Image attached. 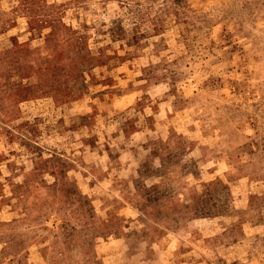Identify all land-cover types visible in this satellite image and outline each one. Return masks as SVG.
<instances>
[{
    "label": "rangeland",
    "instance_id": "rangeland-1",
    "mask_svg": "<svg viewBox=\"0 0 264 264\" xmlns=\"http://www.w3.org/2000/svg\"><path fill=\"white\" fill-rule=\"evenodd\" d=\"M0 264H264V0H0Z\"/></svg>",
    "mask_w": 264,
    "mask_h": 264
}]
</instances>
